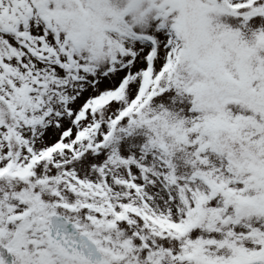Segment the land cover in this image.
<instances>
[{
	"label": "snow or ice",
	"instance_id": "obj_1",
	"mask_svg": "<svg viewBox=\"0 0 264 264\" xmlns=\"http://www.w3.org/2000/svg\"><path fill=\"white\" fill-rule=\"evenodd\" d=\"M0 264H264V0H0Z\"/></svg>",
	"mask_w": 264,
	"mask_h": 264
}]
</instances>
